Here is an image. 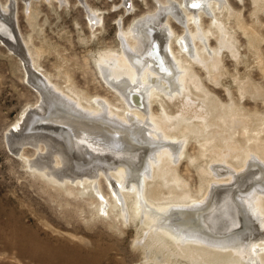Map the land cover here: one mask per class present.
<instances>
[{
	"label": "bare ground",
	"instance_id": "6f19581e",
	"mask_svg": "<svg viewBox=\"0 0 264 264\" xmlns=\"http://www.w3.org/2000/svg\"><path fill=\"white\" fill-rule=\"evenodd\" d=\"M156 3L155 12L137 18L127 31L118 21L121 52L103 54L96 61L100 78L120 107L100 97L81 103L78 95L66 94L43 80L33 62L21 54L27 82L38 92L39 104L23 112L13 131L8 130L5 143L23 159L59 208L76 209L83 203L94 221L108 231L133 225L135 247L147 260L264 264V153L248 151L242 165L235 167L230 160L236 148H213L208 169L203 171L206 187L201 196L172 195L181 184L177 165L185 155L188 134L220 136L223 131L217 143L231 140L232 132L227 129L234 126L232 118L224 119V111L212 105L217 114L207 119V114L192 105L189 88L195 79L190 64L217 67L220 49L209 46V36L214 34L210 27L217 23L226 0ZM12 8L11 0L0 4V39L20 52L11 24ZM93 13L86 9L91 28L101 23ZM203 19L208 22L206 27ZM172 20L181 34L174 31ZM217 42L221 48L229 47L222 38ZM163 98L177 105L175 118L166 113ZM156 102L160 114L155 112ZM194 119L197 125L192 124ZM180 123H187V134H172ZM25 149L34 158L25 157ZM167 178L173 184L170 197L160 190ZM27 240L36 238L30 235ZM41 248L47 260L63 252L62 247ZM82 252L89 257L88 250ZM77 257L67 256V264H77Z\"/></svg>",
	"mask_w": 264,
	"mask_h": 264
},
{
	"label": "rangeland",
	"instance_id": "374dc122",
	"mask_svg": "<svg viewBox=\"0 0 264 264\" xmlns=\"http://www.w3.org/2000/svg\"><path fill=\"white\" fill-rule=\"evenodd\" d=\"M9 1L0 0V4L7 5ZM11 1V24L21 51L15 45V51L9 49L0 39V264H67L66 257L71 254L78 256L77 264H162L145 259L135 247L133 225L108 231L94 221L92 211L83 203L76 209L64 205L66 210L59 208L23 159L16 157L5 143L23 112L39 104L38 92L27 82L21 54L33 62L43 80L66 94L78 95L81 103H92L100 97L120 107L116 95L100 78L96 61L103 54L121 52L117 22L127 31L137 18L158 9L156 0H80L81 4L79 0ZM86 7L100 18L98 26L91 28ZM223 7L217 23L210 27L214 34L208 42L211 48L220 49L217 67L213 70L211 66L204 69L190 64L196 80L189 88L192 105L207 114V119L217 114L212 105L224 111V119L232 118L234 126L227 129L232 132L231 140L217 143L225 135L223 131L220 136L206 132L205 137L188 134L185 155L177 165L181 184L173 197L178 193L196 199L201 196L206 187L203 171L208 169L215 148H236L230 160L235 167L242 165V156L248 151L264 153V0H226ZM173 23L176 34H181V28ZM202 25L206 27L208 22L204 20ZM219 38L226 40L229 47L221 48ZM163 99L166 113L175 118L177 105ZM155 112L161 113L159 105ZM192 124L197 125V120ZM186 125L180 123L172 134H187ZM204 140L211 142L202 145ZM23 154L34 158L29 149ZM171 185L167 178L160 189L165 197H170ZM30 235L35 236V242L29 243ZM41 245L53 250L62 247L63 252L47 260ZM83 250H88L89 257L84 256Z\"/></svg>",
	"mask_w": 264,
	"mask_h": 264
}]
</instances>
